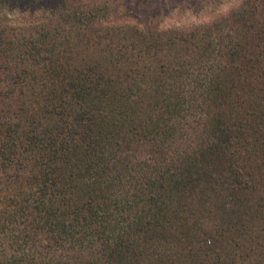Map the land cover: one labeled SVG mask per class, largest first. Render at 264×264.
Instances as JSON below:
<instances>
[{
	"label": "trees",
	"instance_id": "obj_1",
	"mask_svg": "<svg viewBox=\"0 0 264 264\" xmlns=\"http://www.w3.org/2000/svg\"><path fill=\"white\" fill-rule=\"evenodd\" d=\"M0 0V264H264V0L190 28Z\"/></svg>",
	"mask_w": 264,
	"mask_h": 264
},
{
	"label": "rangeland",
	"instance_id": "obj_2",
	"mask_svg": "<svg viewBox=\"0 0 264 264\" xmlns=\"http://www.w3.org/2000/svg\"><path fill=\"white\" fill-rule=\"evenodd\" d=\"M229 0H19V8L8 15L11 20H47L53 4L107 5L108 19L148 26L190 28L209 23L221 16V4Z\"/></svg>",
	"mask_w": 264,
	"mask_h": 264
},
{
	"label": "clouds",
	"instance_id": "obj_3",
	"mask_svg": "<svg viewBox=\"0 0 264 264\" xmlns=\"http://www.w3.org/2000/svg\"><path fill=\"white\" fill-rule=\"evenodd\" d=\"M242 5V0H229V2L221 4L222 15H231L234 11L239 10Z\"/></svg>",
	"mask_w": 264,
	"mask_h": 264
}]
</instances>
